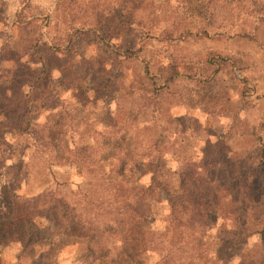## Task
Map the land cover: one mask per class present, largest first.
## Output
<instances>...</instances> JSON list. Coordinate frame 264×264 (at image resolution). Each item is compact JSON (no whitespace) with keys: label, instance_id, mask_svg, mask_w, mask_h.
Segmentation results:
<instances>
[{"label":"rangeland","instance_id":"374dc122","mask_svg":"<svg viewBox=\"0 0 264 264\" xmlns=\"http://www.w3.org/2000/svg\"><path fill=\"white\" fill-rule=\"evenodd\" d=\"M41 57L49 76L34 88L29 117L36 123L57 116L69 123L73 117L57 132L100 139L125 131L136 136L128 141L131 147L141 149L155 134V129L139 130L153 114L168 166L187 172L216 163L218 171H226L224 179L232 177L236 166L248 169L251 163L257 172L247 181L246 194L259 196L260 202L264 0H0V76H9L12 60L20 58L31 69L40 68ZM29 73L24 77L31 83L37 73ZM10 79L2 82L0 95ZM136 111L140 115L131 121ZM0 130L8 136V129ZM125 143L118 142V149ZM29 168L27 181L17 183L22 195H45L47 185L57 184L56 193L71 201L84 190L85 178L73 165L41 172ZM172 184H178L177 176ZM227 185L233 196L221 193L223 210L212 219L209 239L219 243L232 263L253 262L260 245L259 234H254L261 225L259 211L238 208L239 183L234 179ZM230 200L237 208L228 206ZM259 210L264 212L260 205ZM4 213L0 210V264H121L123 257H117L110 243L91 239L78 218L70 233L45 231L38 226L43 220H32L37 227L29 239L22 245L10 243V235L27 222L9 220Z\"/></svg>","mask_w":264,"mask_h":264},{"label":"trees","instance_id":"16d2710c","mask_svg":"<svg viewBox=\"0 0 264 264\" xmlns=\"http://www.w3.org/2000/svg\"><path fill=\"white\" fill-rule=\"evenodd\" d=\"M41 58L37 65L40 68L33 69L29 62L21 63V58L12 60L14 63L7 71L9 76H0V87L11 78L0 95V129H8L7 137L0 133V210H4L9 220L27 222V226L21 225L19 231L10 235V243L22 245L29 239L33 227H37L32 220H43L38 226L45 231L53 228L70 233L78 218L82 231L91 239L103 238L110 243L117 257H123L118 258L121 264H234L209 236L212 219L215 217L216 221L217 213L223 210L220 195L233 196L227 183L235 179L242 200L238 208L258 210L261 224L259 233H254L260 238L257 260L235 264H264V212L259 210V205L264 209V192L260 202L259 196L250 199L246 194L247 181L252 182L257 172L251 163L248 169L236 166L232 177L224 179L221 173L226 171H218L216 163L210 167H191L187 172L183 167L173 170L166 162L164 137L162 131L157 132L153 114L149 123L143 121L147 125L139 129L144 133L155 129L149 144L141 149L131 147L128 141L133 143L136 136H128L125 131L121 135L112 132L100 139L89 134L84 139L57 132L64 125H70L73 117L68 118L69 123H66L67 117L57 116L38 124L29 113L35 103L34 88L49 76L44 72L45 58ZM21 69L24 73L29 71V75L37 73L31 75V83L25 81ZM138 115L140 112L136 111L129 118L135 121ZM124 140L127 143L119 150L117 144ZM111 142L115 147L110 146ZM72 165L85 178V187L73 194L71 201L66 195L56 193L57 184L47 185L45 195L27 197L19 193L17 183L27 181L29 167L41 172ZM175 176L178 184L172 187ZM2 179L6 180L4 185ZM66 182L61 181L60 185ZM252 202L257 207H250ZM233 204L235 201L230 200L228 206L237 208ZM102 246L109 248L104 243Z\"/></svg>","mask_w":264,"mask_h":264}]
</instances>
